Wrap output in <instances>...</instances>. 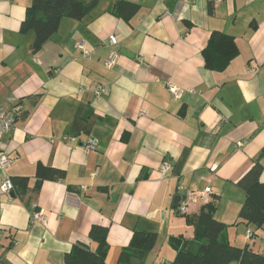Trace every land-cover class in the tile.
Returning <instances> with one entry per match:
<instances>
[{
	"label": "crops",
	"instance_id": "obj_1",
	"mask_svg": "<svg viewBox=\"0 0 264 264\" xmlns=\"http://www.w3.org/2000/svg\"><path fill=\"white\" fill-rule=\"evenodd\" d=\"M114 1L99 0L81 19L62 17L33 52V32L19 30L32 0H0V105L18 107L12 130L0 136L11 159L0 183L29 178L24 192L0 189V264H64L74 243L93 247V224L108 225L106 264H117L135 230L157 236L142 264H170V238L191 239L184 215L205 204L191 201L182 214L173 198L205 187L228 241L264 255L262 228L238 218L244 193L236 184L257 160L264 164V0H126L138 5L128 20L111 12ZM212 31L238 49L221 71L201 57ZM110 50L118 57L106 68ZM96 84L108 90L97 97ZM80 106L88 117L72 128ZM91 138L97 146L87 151L81 144ZM39 163L64 178L34 190ZM34 207L44 224L31 221Z\"/></svg>",
	"mask_w": 264,
	"mask_h": 264
},
{
	"label": "trees",
	"instance_id": "obj_2",
	"mask_svg": "<svg viewBox=\"0 0 264 264\" xmlns=\"http://www.w3.org/2000/svg\"><path fill=\"white\" fill-rule=\"evenodd\" d=\"M98 2L99 0H32L25 10L19 30L22 33L33 32L30 47L33 52H37L57 31L62 17L81 19L89 14ZM137 10V4L126 0H115L111 6V12L124 20L131 18ZM208 12L212 13L211 1ZM237 53L233 37L220 31H212L206 46L201 50V57L207 69L221 71ZM83 108L84 106L77 108L72 128L88 117L80 114ZM81 130L85 131V128ZM263 170V165L257 160L236 184L244 193V200L238 211L239 220L264 231ZM64 176L63 170L39 163L35 169L33 188L38 190L43 180H61ZM9 178L13 191L24 192L27 189L28 177ZM34 210H37V207H34ZM215 210V202L209 201L200 208L197 215H184L185 223L193 227V236L189 240H183L182 245L181 237L170 238L172 246L176 249V255L170 264H264V255L254 251L249 245L238 247L228 241L227 225L214 217ZM249 232L251 239L253 233ZM107 234L108 225H91L88 236L93 247L83 242L74 243L64 254V264H106ZM156 237V233L135 230L128 245L121 250L117 264H142Z\"/></svg>",
	"mask_w": 264,
	"mask_h": 264
},
{
	"label": "built area",
	"instance_id": "obj_3",
	"mask_svg": "<svg viewBox=\"0 0 264 264\" xmlns=\"http://www.w3.org/2000/svg\"><path fill=\"white\" fill-rule=\"evenodd\" d=\"M108 44L111 46H114L117 44V40L114 37H109L107 40ZM77 47L81 54L84 57H89L90 51L85 47L84 40H81L78 42ZM118 57V52L115 50H110L106 59L104 60V66L106 68H111L114 66L116 60ZM167 89L169 92L173 95V97H179L180 93L182 92L181 89L176 87L175 85L171 83H167ZM108 90L107 86L101 85V84H96L94 86L93 92L95 96H100L102 93L106 92ZM18 107H14L13 110L17 109ZM13 110H7L3 106L0 105V136L3 134L9 133L15 122V115ZM69 139L71 141H75L76 137L73 135H65L63 138ZM81 146L87 150H94L97 146V142L95 139L91 138L88 139L86 142L82 143ZM11 164V159L5 154V152L0 149V167L3 169H6L10 166ZM169 168V163L167 161L162 162L159 166V169L161 172L166 171ZM0 189L2 192L9 193L10 191L13 190V184L10 180L9 177H4L0 183ZM210 187H205L202 191H191L188 190L186 191L183 195L179 197V201L176 204V209L178 210L179 213H186L188 204L191 201L198 200L199 202L202 203H207L210 201L209 195H210ZM31 221L32 222H40V223H45L46 222V217L44 214L39 210H34L31 213ZM246 238H250V232L246 230Z\"/></svg>",
	"mask_w": 264,
	"mask_h": 264
},
{
	"label": "water",
	"instance_id": "obj_4",
	"mask_svg": "<svg viewBox=\"0 0 264 264\" xmlns=\"http://www.w3.org/2000/svg\"><path fill=\"white\" fill-rule=\"evenodd\" d=\"M121 53H123V54H126V55H128V56H132L128 51H126L125 49H122L121 50ZM10 196H13V193L12 192H10ZM179 201V196H175L174 198H173V201H172V203H173V208H176V204H177V202Z\"/></svg>",
	"mask_w": 264,
	"mask_h": 264
},
{
	"label": "rangeland",
	"instance_id": "obj_5",
	"mask_svg": "<svg viewBox=\"0 0 264 264\" xmlns=\"http://www.w3.org/2000/svg\"><path fill=\"white\" fill-rule=\"evenodd\" d=\"M263 167H264V164H263Z\"/></svg>",
	"mask_w": 264,
	"mask_h": 264
}]
</instances>
